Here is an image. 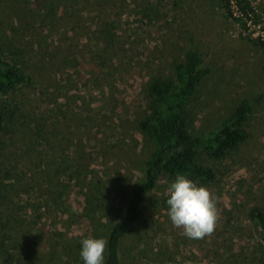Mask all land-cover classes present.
I'll use <instances>...</instances> for the list:
<instances>
[{
  "label": "rangeland",
  "instance_id": "1",
  "mask_svg": "<svg viewBox=\"0 0 264 264\" xmlns=\"http://www.w3.org/2000/svg\"><path fill=\"white\" fill-rule=\"evenodd\" d=\"M249 2L258 18L242 26L219 0H0V49L31 78L8 97L14 117L0 133V177L12 174L1 178L10 255L1 264H84L82 240L105 238L126 198L90 212L76 233L71 165L109 195L140 175L145 85L169 76L172 58L190 47L210 69L196 128L210 131L246 98L250 136L221 161L205 158L216 172L204 185L218 199L214 232L189 239L168 210L149 209L122 243V264L256 263L263 241L248 212H264V0ZM230 9L239 15L233 0Z\"/></svg>",
  "mask_w": 264,
  "mask_h": 264
},
{
  "label": "trees",
  "instance_id": "2",
  "mask_svg": "<svg viewBox=\"0 0 264 264\" xmlns=\"http://www.w3.org/2000/svg\"><path fill=\"white\" fill-rule=\"evenodd\" d=\"M231 1L219 0L227 16L242 26L244 16L249 18L251 13L258 18L249 0H233L239 11L238 16H233ZM258 43L264 49V41ZM6 55L0 49V133L14 117V110L7 102L8 97L14 96L31 80L23 63L18 64L10 59L11 56ZM209 72L210 69L201 55L190 47L181 57L172 58L169 76L149 79L144 88L145 107L141 116L135 119V127L146 141L147 153L138 168L142 169L140 175L134 177L132 182L113 184L112 194L109 195L101 192L102 186L93 181L83 168L71 165L70 176L75 179L73 190L79 194L77 198L81 199L75 203L77 210L74 209V213H71L74 221L72 226L77 229L76 233L84 227L87 229L86 217L89 218L90 212L112 204L111 199L126 198L124 213L111 224L105 236L108 246L104 254V264H122V243L138 227L144 212L149 209L168 210L167 189L178 174L185 175L198 186L211 184L216 180V172L205 158L221 161L247 142L250 136L247 124L254 108L246 98L237 102L210 131L200 132L196 128L201 88ZM10 176V171L5 170L0 177V215L1 205L9 197V191L4 187L1 178ZM248 217L258 227L263 241L255 264H264V212L253 206L249 209ZM5 237L7 234L0 228V264L10 258L7 247H3ZM3 255L7 257L4 258Z\"/></svg>",
  "mask_w": 264,
  "mask_h": 264
},
{
  "label": "clouds",
  "instance_id": "3",
  "mask_svg": "<svg viewBox=\"0 0 264 264\" xmlns=\"http://www.w3.org/2000/svg\"><path fill=\"white\" fill-rule=\"evenodd\" d=\"M168 216L176 228L189 239L211 235L218 221V199L210 189L198 186L183 174H178L167 189ZM108 241L88 237L82 240L81 257L84 264H104Z\"/></svg>",
  "mask_w": 264,
  "mask_h": 264
}]
</instances>
